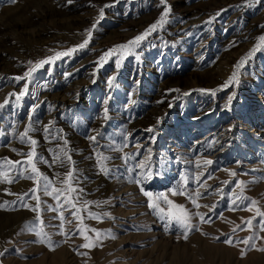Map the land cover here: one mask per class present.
<instances>
[{
	"label": "rangeland",
	"instance_id": "obj_1",
	"mask_svg": "<svg viewBox=\"0 0 264 264\" xmlns=\"http://www.w3.org/2000/svg\"><path fill=\"white\" fill-rule=\"evenodd\" d=\"M64 1L16 0L9 4L0 0V37L9 40L0 47L9 55L0 64V103L9 93L19 92L25 81L17 83L12 77L31 67L29 61L78 46L97 24L88 46L38 69L30 78L29 94L18 103L12 98L10 105L0 109V170L15 177L17 169L25 167L9 169L5 158L26 159L23 154L30 144L27 137L21 143L19 133L30 125L29 136L37 141L35 151L43 158L37 159L36 166L57 188L63 186L60 181L69 168L75 170L74 186L83 189L82 200L92 202L79 213L84 217L81 226L98 229L101 238L91 249L79 247L86 241L76 234L77 222L68 211L64 215L73 223L65 224V231L71 235L58 234L60 229L50 226L59 225L58 219H52L57 212L47 210L57 202L40 192L45 202L40 213L43 228L53 244L38 242L34 232L23 230L36 213L22 208L19 200L34 183L19 177L11 184L0 183V205H4L0 207V251L7 250L0 264H264V251L257 250L264 247V240H255L256 248L235 243L253 235L252 226L242 223L253 217L255 231L264 237L257 223L264 217L256 215V208L264 212V48L237 70L238 84L222 87L233 65L264 34V0H166L171 9L167 23L136 50L139 60L128 55L119 69L116 57L101 65L97 60L155 22L162 12L159 0H118L105 9L102 19L100 8L113 0L81 5L79 11L62 14L59 8ZM181 7L197 14L183 19ZM47 12L54 13L46 17ZM39 15L45 16L44 22ZM80 20L83 24H73ZM15 23L22 27H13ZM45 25L52 26L53 32L39 38L34 32ZM241 36L247 38L240 40ZM109 78H113L111 85ZM167 87L179 91L160 92ZM73 90L77 91L74 95ZM51 96L67 97L69 103L58 111L48 102ZM50 121L55 138L44 131ZM93 135L97 136L95 144L87 139ZM125 143L126 148L122 147ZM149 150L151 176L138 186L133 181L141 170L135 165ZM63 151L74 165L52 163L53 154ZM100 153L110 157L104 162L108 173L97 162ZM208 160L210 165L204 163ZM237 180L243 182V193ZM181 185H186L187 192L203 193L198 199L200 208L185 196L171 194V189ZM141 187L154 195L165 194L193 213L205 214L209 222L193 216L199 231L192 230L187 239H178L175 228L166 233L165 222L147 207ZM237 195L247 199L231 208ZM252 200L257 203L248 211L245 205ZM24 202L36 204L28 197ZM160 204L167 210L163 201ZM89 212L100 214V219L91 218ZM36 225L41 227L39 221ZM87 234L95 239L94 233ZM227 237L234 246L223 243Z\"/></svg>",
	"mask_w": 264,
	"mask_h": 264
},
{
	"label": "snow or ice",
	"instance_id": "obj_2",
	"mask_svg": "<svg viewBox=\"0 0 264 264\" xmlns=\"http://www.w3.org/2000/svg\"><path fill=\"white\" fill-rule=\"evenodd\" d=\"M9 4H15L16 0H7ZM118 0H113V4L109 5L106 4L99 10V17L102 19L105 15V9L111 6H114L115 3H117ZM246 3H249L250 0H245ZM68 3H72V0H68ZM159 5L162 7V12L158 19L150 24L148 28L144 30V32L136 35L131 40H128L125 43L118 44L113 46L112 48L106 50L97 60V64L101 65L102 63L107 62L112 57H116L115 64L117 69H119L121 65L122 59L126 58L128 55H135V58L137 60L140 59V55L136 52V50L141 46V44L147 39L148 36H150L152 33L156 32L158 28H163V26L167 23V18L170 15V6L167 5L166 0H159ZM220 13L217 12L216 15L218 16ZM99 21H97L98 23ZM211 22V20L209 21ZM97 24H93L92 28L87 31L88 38L84 39L81 44H79L76 47L69 48L62 52H56L54 55L49 56L47 58L41 59L36 62L29 61V65H32L29 67L22 75L12 77V79L19 83L20 81H25L22 87L20 88L19 92H12L9 93L8 96L4 99L3 103H0V109L4 108L5 106H8L12 103V98H14L15 102H20L23 97L29 94V87H30V78L31 76L41 67L47 64H51L55 60L70 56L78 49H83L86 46L89 45L90 39L92 37V30L96 28ZM264 48V34L257 37V43L254 44L253 48L246 53L245 56H242L236 64L233 65V71L231 75L227 78V80L224 82L222 87H229L230 85L235 83H239L238 80V72L237 70L242 68L248 59H250L256 51L261 50ZM70 75V74H68ZM113 78H109V85L112 84ZM94 82V81H93ZM169 91H179L178 89H173ZM201 92H210L214 94L215 90H209V89H199ZM187 94V93H185ZM131 95V94H130ZM235 93L230 95L228 97L229 104H231V101L234 99ZM107 102V101H106ZM163 100L158 101V103H162ZM172 106L171 104L169 105ZM34 106L32 109H30L28 118L29 121L32 120L33 112L35 110ZM108 110H104V119H108ZM53 122H49L48 125L44 126V131L46 133H49V138H55L51 137V129L50 125ZM32 131V128L30 125H26L23 132L19 133L20 141L21 143H25V138L27 137V143L30 144V149L27 153H24L23 155L26 157L24 161H12L10 159L5 158L6 163L8 165V168L11 169L14 166H20L25 165L23 169H17L16 176L13 177L10 175L8 170H0V183L7 182L9 184L13 183L16 178L24 177L26 179L32 180L34 183V187L29 190V193H23L19 196V200L21 201L20 206L22 208L30 209L31 211L36 213L35 219L32 222H26L24 229L25 231L34 232L37 237H39L40 243H47L49 246L53 244V241L51 240V237L49 233L44 231L43 225L44 221L41 217V211L42 207L45 205V202L41 199L39 193L43 192L44 195L50 196L53 200L57 202L56 207L48 206L49 211L57 212V216L52 217V219L56 220L58 219L60 221L59 225H50L51 227H58L60 229V232L58 234H61L68 238L71 235L70 231H65V224H72V220H68L67 217L64 215L65 211H68L69 214L74 218V220L77 222L76 226V234L81 236L86 243L81 244L79 247L81 248H89L95 246V241H98L101 238V232L98 229H92L89 228L87 225H82L84 217L82 215H79V213L85 211L88 209L89 204L92 202L84 201L80 197V193L83 192V189H78L74 186V183L76 181V174L75 170L73 168H69V170L64 174V178L60 181L61 185H63L60 188L54 187L52 184V181L49 179V177L45 176L43 173L40 172L38 167L36 166L37 159L42 160L43 158L39 157L38 154L35 151V146L37 145V141L33 139L31 136H29V132ZM148 131H152V129H148ZM63 139L62 137H60ZM90 141H92L94 144L97 142V136H89L87 137ZM125 140L128 139L127 136L124 137ZM65 146L67 145V141H64ZM129 145L127 143L123 144L122 147H128ZM113 150H119L118 148H114ZM13 151H16L13 149ZM151 157V150H149L148 155L145 156L144 159L140 160L135 167L140 169L141 171L137 173L136 178L134 179V183H136L138 186H141L142 180L149 179L151 176V169L149 167L148 161ZM110 157L103 155V153L99 154L98 158V164L100 165L101 171L108 173L110 170L107 168L106 164L104 162L108 161ZM57 161H59L60 166H64L65 163L73 164L74 161H72V158L66 151H63L61 153H54L53 154V161L52 163L55 164ZM205 164L210 165L212 161L208 160L204 162ZM199 167V165H197ZM30 169V173H29ZM232 176H235V172L229 173ZM200 175L202 173L198 174L196 179L199 180ZM224 184H228V181H224ZM237 186H241V193H243V182L242 181H235ZM186 185L178 186L177 188L171 189V194L174 196H185L188 200H190L191 204L195 208H200L201 205L198 203V199L202 197L203 193H201L199 190H194L192 192H187L185 190ZM201 188H204L205 185L201 184ZM141 191L143 195L147 198V207L150 210H153L154 214L158 216V218L161 221H164V230L165 232H171L174 228L179 231V235L177 236L178 239L183 238L187 239L189 233L192 230L199 231V228L192 222L193 216H198L199 219L204 222L208 223L209 220L206 218L205 214L196 212L193 213L189 209H187L183 204H177L171 199L168 198L165 194H153L143 187H141ZM217 191H220L219 189ZM75 193V195H73ZM11 194V193H9ZM28 197L30 199H34L36 201L35 206H30L27 203L24 202V198ZM247 199L246 197H242V195L235 196L234 199L231 200V208L239 207L240 205L237 203V201H240L243 203V200ZM160 201H163L167 205V210H165L164 207H161ZM8 202H5L7 204ZM15 203V202H13ZM257 202L255 200L250 201L249 204L245 205V208L248 211L252 210V205H255ZM77 205H80V207H77ZM0 207H4V205H0ZM212 209L210 208L209 211ZM89 215L93 219H100V214L91 213L89 212ZM104 216H107L108 213H103ZM256 215L259 217H264V212H262L259 208H256ZM253 218H249L248 220L242 221L243 224L252 226L253 235L245 237L243 240H237L235 243L240 244L242 243L245 245V247H252L256 248L255 240L260 239L264 240V237L259 236V234L255 231V226H253ZM39 221L41 227L37 228L36 222ZM259 231L264 232V218L260 219L258 222ZM238 228H241L240 225H237ZM241 230H244L241 228ZM236 229H233V232H235ZM94 233L95 239L93 237L89 236L87 233ZM204 235H207L206 233H202ZM109 235H111L109 233ZM223 243L229 246H234V241L231 237H227L223 240ZM259 251H264V247L258 248ZM5 251H0V257L5 255ZM244 249H241V255L244 254ZM84 254V253H82Z\"/></svg>",
	"mask_w": 264,
	"mask_h": 264
},
{
	"label": "bare ground",
	"instance_id": "obj_3",
	"mask_svg": "<svg viewBox=\"0 0 264 264\" xmlns=\"http://www.w3.org/2000/svg\"><path fill=\"white\" fill-rule=\"evenodd\" d=\"M85 2H82V0H72V3H68V0H65L64 1V3H63V5H62V7H60L59 9H61L62 10V14H65L66 12H75V11H79L80 10V8H82L81 7V5L82 6H86V5H88V4H93V3H96V2H104V3H109L110 1H112V0H84ZM182 8V10H180L179 11V14H180V16H181V18H186L188 15H191V16H193V15H195V14H197V12H191L192 10L191 9H189V8H187V7H181ZM207 9V8H206ZM60 11V10H59ZM59 11H57V13L59 12ZM202 11H204L203 9H202ZM201 11V12H202ZM46 12V11H45ZM51 13V12H50ZM46 13V17H52L51 15L54 13ZM56 14V13H55ZM38 15V14H37ZM44 15V14H43ZM43 15H39V18L40 19H42L43 20V22L45 21L44 19V17L45 16H43ZM61 16V15H60ZM38 17V16H37ZM35 18V17H34ZM35 21V20H34ZM33 21V22H34ZM193 22H194V20H192ZM42 22V21H41ZM192 22V23H193ZM76 23H82L83 24V21L82 20H80V22H74L73 24H76ZM190 23H191V21H190ZM26 24V23H25ZM22 27V24L20 25L19 23H15V24H13V27H15V28H17V27ZM23 26H24V24H23ZM251 27V26H250ZM53 27L52 26H43V28L42 29H38V30H36L35 32H34V34L36 35V36H39V38L40 37H45L46 35L48 36V34L50 33V32H53V29H52ZM250 29V28H249ZM248 29V30H249ZM3 31V30H2ZM247 33V32H246ZM249 36H252V35H249ZM5 36H2V37H0V47H2V45L4 44V43H7V41H9V40H7V39H5L4 38ZM4 38V39H3ZM243 38H247V36L246 37H244V36H241L240 37V40H242ZM5 46V45H4ZM9 55H8V53L6 52V51H4V50H2V48H0V64H3V62H4V60H5V58L6 57H8ZM169 90H171L170 89V87L168 88H164L163 90H161L160 92L161 93H168V92H170ZM72 91V90H71ZM74 91V90H73ZM77 91H74L73 92V95L76 93ZM68 94H70V93H68ZM71 95H72V93H71ZM48 98V102H51V104H52V106L53 107H55L56 109H58V111L60 110V109H62V107H64V105L65 104H67V103H69V99L67 98V97H65V98H60V97H56V96H51V97H47ZM198 108V107H197Z\"/></svg>",
	"mask_w": 264,
	"mask_h": 264
}]
</instances>
